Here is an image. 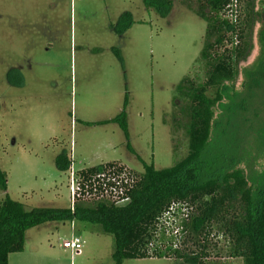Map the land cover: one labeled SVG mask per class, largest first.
I'll return each mask as SVG.
<instances>
[{
  "label": "rangeland",
  "instance_id": "374dc122",
  "mask_svg": "<svg viewBox=\"0 0 264 264\" xmlns=\"http://www.w3.org/2000/svg\"><path fill=\"white\" fill-rule=\"evenodd\" d=\"M254 1L264 15V0ZM197 6L198 0H173L171 13L160 17L142 0H0V168L7 174L0 201L8 194L26 209L69 208L70 171L121 161L142 172L143 164L163 169L185 157L189 117L175 96L189 72L205 79L198 57L207 23ZM126 11L134 22L119 34L114 26ZM261 27L257 18L236 90L259 55ZM123 110L128 138L113 121ZM62 151L72 161L67 172L55 163ZM72 236L83 240L80 254L62 247ZM114 248V236L97 223L51 221L29 228L23 250L8 262L113 264ZM179 262L187 264L166 257L122 264Z\"/></svg>",
  "mask_w": 264,
  "mask_h": 264
},
{
  "label": "trees",
  "instance_id": "16d2710c",
  "mask_svg": "<svg viewBox=\"0 0 264 264\" xmlns=\"http://www.w3.org/2000/svg\"><path fill=\"white\" fill-rule=\"evenodd\" d=\"M148 9L167 17L173 0H142ZM234 0H198L195 13L207 23L198 62L205 79L186 74L177 85L175 103L184 101L188 153L171 167L156 169L143 164L137 172L129 201H78L74 209H26L8 194L0 201V264H9L11 253L23 250L26 231L51 221L82 220L97 223L112 234L113 264L128 258L183 259L187 264H223L242 259L243 264H264V23L259 32V55L242 70L241 90H236L239 64L248 56L252 26L260 12L252 0H236L238 15L227 16ZM134 20L124 12L114 26L123 34ZM114 52L120 56L119 49ZM177 104V103H176ZM128 138L125 110L113 119ZM133 153L134 150L131 148ZM71 159L66 151L55 163L67 172ZM111 161L77 170L81 176L96 173ZM7 190V174L0 168V191ZM174 201H185L190 214L183 222L181 246L149 251L158 217ZM183 264V263H175Z\"/></svg>",
  "mask_w": 264,
  "mask_h": 264
},
{
  "label": "built area",
  "instance_id": "2783aa9c",
  "mask_svg": "<svg viewBox=\"0 0 264 264\" xmlns=\"http://www.w3.org/2000/svg\"><path fill=\"white\" fill-rule=\"evenodd\" d=\"M237 13V2L234 0L233 6L227 7L226 14L235 20ZM70 172L72 209L78 201L109 200L116 204H124L129 201V193L136 182V176L128 166H104L89 176ZM189 214L190 206L187 202H172L157 219L153 238L148 244L149 251L152 252L155 247L159 250H164L168 246L172 249L179 248L183 240V222ZM62 247L68 249L72 255H77L82 252L83 240L79 236H72L63 240Z\"/></svg>",
  "mask_w": 264,
  "mask_h": 264
},
{
  "label": "flooded vegetation",
  "instance_id": "af4514ba",
  "mask_svg": "<svg viewBox=\"0 0 264 264\" xmlns=\"http://www.w3.org/2000/svg\"><path fill=\"white\" fill-rule=\"evenodd\" d=\"M253 1V4L255 3V1L254 0H252ZM263 10H264V7H263ZM254 11H255V4H254ZM255 12H260L261 14H260V19L259 20H261L263 23H264V15H262V13H263V11L262 10H260V11H255ZM257 19H255V21H256ZM254 21V22H255Z\"/></svg>",
  "mask_w": 264,
  "mask_h": 264
}]
</instances>
